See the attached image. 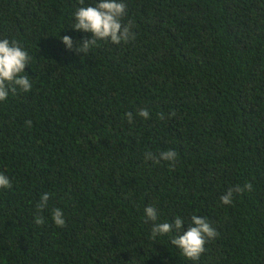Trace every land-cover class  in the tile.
Masks as SVG:
<instances>
[{
  "label": "trees",
  "instance_id": "1",
  "mask_svg": "<svg viewBox=\"0 0 264 264\" xmlns=\"http://www.w3.org/2000/svg\"><path fill=\"white\" fill-rule=\"evenodd\" d=\"M122 2L135 39L81 59L60 39L91 36L72 29L79 0H0V40L28 52L33 85L0 102V264H264V0ZM166 150L171 170L145 160ZM147 206L219 235L189 260L175 231L152 238Z\"/></svg>",
  "mask_w": 264,
  "mask_h": 264
},
{
  "label": "clouds",
  "instance_id": "2",
  "mask_svg": "<svg viewBox=\"0 0 264 264\" xmlns=\"http://www.w3.org/2000/svg\"><path fill=\"white\" fill-rule=\"evenodd\" d=\"M81 7L77 8L74 13L75 23L72 29L90 33L91 36L85 37L82 41L76 42L70 36H63L60 39L69 51L74 50L81 53L82 57L89 54L91 49L98 46V41H110L116 45L129 43L135 39V32L132 31L133 23L128 21L124 23V17L127 7L122 0H99L92 6H84L85 0H79ZM31 57L28 52L19 44L18 41H9L7 38L0 40V102L7 100L9 95H17L18 92L27 93L32 89V83L28 75H22L25 72L26 65H29ZM139 117L149 119V112L141 109L137 113ZM171 115H175L172 113ZM126 118L131 124L133 114L126 113ZM158 118L164 119V114L160 113ZM32 121H26L27 126H31ZM178 154L174 150L161 151L159 154L151 152L145 153V160H151L155 164L161 161L169 162L170 170L175 167ZM12 181L4 173H0V189H11ZM253 185L246 182L243 186L236 185L229 188L221 197L220 201L224 205H230L233 202L234 194L250 192ZM49 194L41 196L40 203L37 205L39 211H43L48 206ZM146 221H152L151 229L152 238L158 235L172 234L176 236L171 238V244L181 250L183 256L192 261L199 260L205 252V245L211 240L218 237L217 230L210 225L207 219L193 214L191 223L187 231L183 230L184 221L177 216L172 223H156L158 213L154 206H147L144 209ZM51 218L57 227H65L66 221L64 213L60 208L51 210ZM37 225L45 224V217L42 215L35 216Z\"/></svg>",
  "mask_w": 264,
  "mask_h": 264
}]
</instances>
